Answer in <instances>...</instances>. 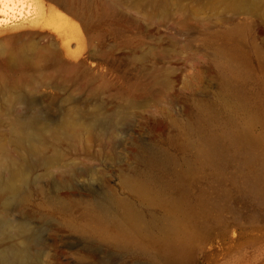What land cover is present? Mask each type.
Here are the masks:
<instances>
[{
  "label": "rangeland",
  "instance_id": "obj_1",
  "mask_svg": "<svg viewBox=\"0 0 264 264\" xmlns=\"http://www.w3.org/2000/svg\"><path fill=\"white\" fill-rule=\"evenodd\" d=\"M237 1H65L77 79L16 108L90 127L55 143L57 164L54 145L26 151L0 264H264V0ZM133 176L161 198L139 199ZM131 206L148 230L119 224ZM171 215L191 234L165 238Z\"/></svg>",
  "mask_w": 264,
  "mask_h": 264
},
{
  "label": "bare ground",
  "instance_id": "obj_2",
  "mask_svg": "<svg viewBox=\"0 0 264 264\" xmlns=\"http://www.w3.org/2000/svg\"><path fill=\"white\" fill-rule=\"evenodd\" d=\"M50 1L0 0V200L18 190L19 179L27 170L26 151L42 153L64 138L76 140L83 130L89 131V122L69 114L36 124L32 114L16 108V102L24 99L53 97L62 83L73 82L78 76L76 50L71 47L77 39L76 23L69 19V30H65L61 7L66 0ZM242 1L233 5L256 7L255 1ZM68 8L73 16L77 15L72 2ZM213 150V144L202 149L208 156ZM59 157L60 150L55 146L52 164H57ZM125 182L143 201L161 198L160 190L150 180L133 176ZM11 224L12 218L0 219V233L10 239L12 232L8 234L7 230ZM119 224L137 233L150 226L143 212L133 206L125 209ZM163 226L165 238L191 234L179 215H171ZM7 249L0 248V254L5 255Z\"/></svg>",
  "mask_w": 264,
  "mask_h": 264
},
{
  "label": "snow or ice",
  "instance_id": "obj_3",
  "mask_svg": "<svg viewBox=\"0 0 264 264\" xmlns=\"http://www.w3.org/2000/svg\"><path fill=\"white\" fill-rule=\"evenodd\" d=\"M3 22L2 21H0V24H2Z\"/></svg>",
  "mask_w": 264,
  "mask_h": 264
}]
</instances>
